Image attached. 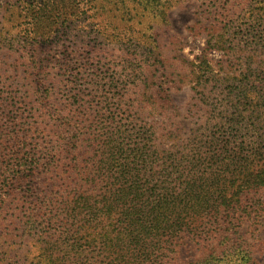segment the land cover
<instances>
[{
    "label": "trees",
    "instance_id": "16d2710c",
    "mask_svg": "<svg viewBox=\"0 0 264 264\" xmlns=\"http://www.w3.org/2000/svg\"><path fill=\"white\" fill-rule=\"evenodd\" d=\"M116 1L118 7L126 4ZM215 1L230 5V0ZM131 3L142 8L133 10L145 14L150 29L165 21L162 0ZM1 9L30 19L27 41L37 46L83 12L79 0H19ZM250 11L247 29L223 28L222 36L216 21L207 27V50L192 64L199 97L193 101L202 113L194 128L176 129L168 149L135 112L134 100L102 97L105 101L88 103L95 115H81L79 95L71 92L62 107L54 106V89L40 78L32 88L40 101L38 118L46 121L31 124L28 133L45 146L39 157V145L12 130L16 119H24L10 114L9 93L0 90V191L29 185L39 175L54 188L27 216L37 264H181L188 244L199 256L186 264H264L241 233L251 220L264 225V0ZM244 32L253 49L233 47ZM214 34L221 40L213 43ZM208 49L223 52L217 73ZM35 57L32 52L28 70L39 77ZM139 66L145 77L151 68ZM106 83L107 90L117 89L111 79ZM163 85H156L158 95ZM158 104L163 110L169 99ZM34 111L27 115V127L39 120ZM52 142L58 147L48 148Z\"/></svg>",
    "mask_w": 264,
    "mask_h": 264
},
{
    "label": "rangeland",
    "instance_id": "374dc122",
    "mask_svg": "<svg viewBox=\"0 0 264 264\" xmlns=\"http://www.w3.org/2000/svg\"><path fill=\"white\" fill-rule=\"evenodd\" d=\"M79 1L83 12L71 19L66 25L68 28L39 46L27 41L29 18L0 10V90L9 93L10 114L21 115L18 117L24 119H16L11 125L12 130L19 132L26 142H36L39 147L35 152L39 157L45 146L41 145V140H30L28 133L33 123L40 127L42 120L38 118L41 115L39 97L32 88L40 78L54 89V106L62 107L71 92L79 95L84 103L81 115H95V107L88 103L95 99L105 101L102 97L107 100L118 95L124 103L134 100L135 112L153 126L157 143L168 149L173 144L176 129L194 128L202 113L197 109L199 104L193 101L199 97L193 90L197 76L192 71V64L207 50L211 38L207 27L216 21L221 29L217 32L222 36L227 27L231 32L239 27L247 29L252 20L250 7L259 0H244V7L241 0H230L229 7L215 0H162L167 5L166 18L162 23L154 24L153 29L145 24V14L136 15L142 8L131 3L144 0H124L126 4L121 3L119 7L116 0ZM7 4L19 5V0H0V7ZM219 34H214L213 43L221 40ZM249 35L244 32L233 47L253 49ZM34 36L35 33H31L29 37ZM208 50L207 59L217 73L224 60L223 52ZM239 50L234 49L236 53ZM32 52L36 53V64L42 70L39 77L29 74ZM146 59L149 63H144ZM139 65L151 68L145 74L147 77H143ZM106 79L114 81L117 87L114 92L107 90ZM162 82L165 83L164 92L158 95L156 85ZM167 99L168 107L160 109L158 102ZM33 109L34 117L40 121L30 120L27 127V115L32 114ZM61 110L62 115L68 114L65 109ZM54 146L58 147V144L52 142L47 147L54 149ZM61 150L56 148V151ZM11 186L0 191V264L15 261L14 264H37L33 260L36 254L31 251L35 232L28 229L27 216L37 204L45 202L54 188L45 186L40 175L29 185L10 189ZM241 233L264 262V225L251 220ZM197 256L199 253L194 245L188 244L181 251L179 260L186 264Z\"/></svg>",
    "mask_w": 264,
    "mask_h": 264
}]
</instances>
